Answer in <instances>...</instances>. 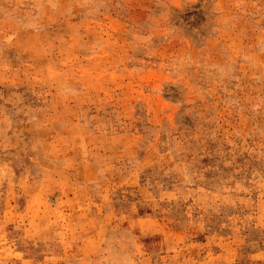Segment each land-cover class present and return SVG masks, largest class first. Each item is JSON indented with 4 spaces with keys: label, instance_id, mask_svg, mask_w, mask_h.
I'll return each mask as SVG.
<instances>
[{
    "label": "rangeland",
    "instance_id": "374dc122",
    "mask_svg": "<svg viewBox=\"0 0 264 264\" xmlns=\"http://www.w3.org/2000/svg\"><path fill=\"white\" fill-rule=\"evenodd\" d=\"M0 264H264V0H0Z\"/></svg>",
    "mask_w": 264,
    "mask_h": 264
}]
</instances>
